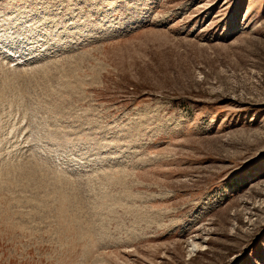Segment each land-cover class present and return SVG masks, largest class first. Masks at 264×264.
<instances>
[{
	"label": "rangeland",
	"instance_id": "374dc122",
	"mask_svg": "<svg viewBox=\"0 0 264 264\" xmlns=\"http://www.w3.org/2000/svg\"><path fill=\"white\" fill-rule=\"evenodd\" d=\"M0 264H264V0H0Z\"/></svg>",
	"mask_w": 264,
	"mask_h": 264
},
{
	"label": "bare ground",
	"instance_id": "6f19581e",
	"mask_svg": "<svg viewBox=\"0 0 264 264\" xmlns=\"http://www.w3.org/2000/svg\"><path fill=\"white\" fill-rule=\"evenodd\" d=\"M78 15H79V14H78ZM79 17H80V15H79ZM81 19H82V18H81ZM75 29L79 30L78 27H76ZM82 32H83V31H82ZM86 32H87V31H86ZM76 33H77V32H76ZM78 33H79V32H78ZM91 131H93V130H91ZM103 148H104V147H103ZM103 148H102V149H103ZM102 149H101V150H102ZM103 150H104V149H103ZM99 153H101V152H98V154H99ZM113 154H114V153H113ZM115 154H116V153H115ZM116 155H117V154H116ZM104 158H105V156H104ZM111 166H112V165H111ZM124 194H125V193H124ZM112 196H113V195H112ZM125 196H126V195H125ZM106 198H107V197H106ZM111 198H112V197H111ZM107 199H108V198H107ZM124 200L126 201V200H128V199H124ZM113 201H114V200H113ZM116 202H117V201H116ZM118 203H119V202H118ZM120 204H121V203H120ZM111 208H112V206H111ZM78 229H79V228H78ZM193 248L195 249L196 247L193 246ZM194 249H193V250H194Z\"/></svg>",
	"mask_w": 264,
	"mask_h": 264
}]
</instances>
